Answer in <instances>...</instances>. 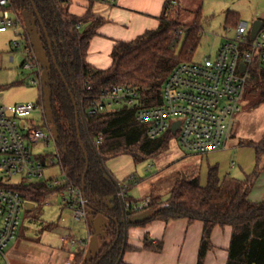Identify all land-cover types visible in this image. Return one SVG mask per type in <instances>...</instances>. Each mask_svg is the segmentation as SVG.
I'll return each instance as SVG.
<instances>
[{
    "label": "trees",
    "instance_id": "obj_1",
    "mask_svg": "<svg viewBox=\"0 0 264 264\" xmlns=\"http://www.w3.org/2000/svg\"><path fill=\"white\" fill-rule=\"evenodd\" d=\"M70 1L32 0L31 4L30 0H11L13 11H28L31 14L50 65L46 103L55 127V164L60 167L63 177L57 181L51 179L10 187L19 192L24 201L39 206L53 192H67L69 187L80 189L94 213L106 214L117 220V223L109 220L107 236L111 243L85 264H96L100 258L98 264H117L124 242L123 210L118 198L112 200L113 208L103 202L115 195L117 190L103 170L97 154L103 162L129 155L138 164L166 150L169 137L150 140L146 127L135 121V114L138 108L161 105V89L168 75L177 65L189 62L200 43L203 18L199 10L191 25L170 20L167 12L172 2L168 1L157 30L147 31L130 42H117L111 54V67L98 70L87 63V55L91 39L105 20L92 13L96 0H87L90 8L82 17L69 13ZM239 23L238 15L227 13L228 29H235ZM183 36L184 41L179 50ZM115 85L135 89L139 94V103L134 107L122 106L112 112L89 115L87 112L91 102L103 89ZM246 90L257 98L251 108L264 104V69L258 63L253 64L250 70ZM72 98L78 102L85 116V125L81 118L79 120L80 138ZM38 104L44 108L45 97L43 99L42 96ZM242 145L252 147L255 151L256 162L251 175L243 180L228 176L221 178L218 166H211L205 186L198 179L179 181L172 187L166 201L151 199L149 206L144 209L153 212L149 220L135 225L128 223V227L156 220L166 223L183 219L189 223L201 222L203 234L198 264H203L211 249L214 228L229 226L233 235L227 264H264V203H253L248 199L264 170V136L258 143L248 141L242 142ZM128 186L123 184L120 190H128ZM124 201H129L127 195ZM131 214L132 210L127 211V218ZM115 241V246L103 257ZM151 247L146 238L144 248ZM128 249L125 245V250ZM161 249L162 243H158L155 250Z\"/></svg>",
    "mask_w": 264,
    "mask_h": 264
},
{
    "label": "built area",
    "instance_id": "obj_2",
    "mask_svg": "<svg viewBox=\"0 0 264 264\" xmlns=\"http://www.w3.org/2000/svg\"><path fill=\"white\" fill-rule=\"evenodd\" d=\"M98 3L114 5L118 0H96ZM11 0H0V9L5 11L0 20V33L20 26L19 19L10 17ZM80 28V25L77 26ZM226 38L217 54L201 62L181 63L168 75L161 89V105L138 108L135 121L146 127L150 140L169 134L176 137L180 146L189 154L205 156L225 148L231 138L236 115L241 111V101L250 78L253 64L264 69V23L252 37L248 23L240 22ZM25 69L39 68L32 51L26 49ZM241 65L244 66L243 71ZM139 94L133 88L115 85L105 88L91 102L89 115L112 112L119 107H134L139 103ZM44 108L38 103L20 104L11 110L0 106V264H9L6 250L17 238L21 226L23 198L19 192L4 184V180L21 177L32 183L41 181L47 168L55 165V155H35L31 145L44 142V147L54 143L55 134L39 128L24 130L18 119L29 118ZM179 123L173 133L172 127ZM25 131V132H23ZM56 153V151H55ZM133 177L127 183L133 181ZM127 190H119L110 199H123ZM68 206L74 219H86L85 199L78 188L69 187L66 192ZM145 200L141 206L125 203L126 211L140 210L149 206ZM76 247L73 239H65Z\"/></svg>",
    "mask_w": 264,
    "mask_h": 264
},
{
    "label": "rangeland",
    "instance_id": "obj_3",
    "mask_svg": "<svg viewBox=\"0 0 264 264\" xmlns=\"http://www.w3.org/2000/svg\"><path fill=\"white\" fill-rule=\"evenodd\" d=\"M172 1L167 12V17L183 25H191L195 20L197 11L201 10L203 18L201 40L188 63L201 62L208 56L214 57L221 41L233 36V30L228 29L226 26L227 11L237 13L239 19L247 22L249 27L252 26L254 18L259 13L257 0ZM9 11L11 18L17 17L19 19L20 26L8 29L6 33H0V106L11 110L20 104H36L41 100L42 96L43 99L45 97L44 113L36 111L29 118L18 119V124L21 130L24 129L26 131L39 128L47 134L49 130L55 134V127L48 110V104L46 103V97L49 92L50 65L41 44L39 31L34 25V20L28 11L15 12L12 8ZM247 15L251 16L248 17ZM3 16L4 10L1 9L0 19ZM183 41L184 36L179 44V50L182 47ZM26 48L35 54L39 68L33 70L25 69ZM256 100L257 98L248 94L246 90L240 104L241 111L249 112L250 114L248 118L250 122H246V126L251 124L257 125L264 117V104L260 105L261 107L251 108L252 103ZM236 118L235 122L237 121ZM256 131L255 128H252L251 135L254 138H256ZM44 145V142L32 144L31 150L35 155L56 154L52 141L49 147H44ZM252 150L254 149L251 147L244 151L230 149L217 151L205 156L190 155L175 140L171 142L167 152L161 154L153 161H145L135 165L130 157L124 156L112 164H107L106 167L107 169H112V166L117 165L118 170L114 174L119 181L121 179L123 181L127 175L128 177L137 175L136 180L132 183L129 190H127L128 198L136 199L139 203H142L146 197H152L161 201V199L166 200L169 197L171 188L179 181L198 179L199 183L204 186L207 183L208 168L211 166H218L221 177L226 173L230 175L228 177H234L233 173H238L242 178L244 173H248L246 172V168L251 167L253 164L252 158L254 161V153ZM242 152L247 153L242 155ZM175 155H180V157H175ZM232 163L237 164L235 169L230 167ZM149 166H152L151 172L145 173ZM62 177L60 168L55 165L45 170L42 180L54 179L57 181L61 180ZM32 182L39 181L33 180ZM23 183H27V180H22L21 177L4 180V184L8 186H16ZM105 204L108 206L112 205L109 200H105ZM25 207L23 204L21 213V227L25 229L22 231L24 232V237L34 242H44L49 235L47 233L48 224L51 222L55 223L54 225L58 224V213L49 212L51 209L53 212H56L53 210L56 209L54 204L45 205L43 211L42 208L38 214L33 216L25 213ZM86 213L87 218L76 221L72 227L76 226L80 230L83 228L85 232L88 223L92 230L91 236L94 238L91 237L90 239L86 256L94 257L97 243L101 242L99 236L102 239L105 238L108 220L103 215L94 218L90 215L89 209H87ZM72 217L74 219V214ZM60 226L62 227L63 223ZM103 241L105 243L106 240Z\"/></svg>",
    "mask_w": 264,
    "mask_h": 264
},
{
    "label": "crops",
    "instance_id": "obj_4",
    "mask_svg": "<svg viewBox=\"0 0 264 264\" xmlns=\"http://www.w3.org/2000/svg\"><path fill=\"white\" fill-rule=\"evenodd\" d=\"M168 1L173 2L172 0H118L114 5H107L97 2L94 6H92V13L96 17L105 20V22L97 28L96 35L90 41L87 63L98 70L109 69L112 65L111 54L115 44L117 42H130L143 35L147 31L157 30L160 24V18L165 12V4ZM181 1L182 0H180V2ZM257 1L259 13L254 18V22L261 21L264 23V0ZM89 8L90 3L87 0H71L68 5L69 13L77 17L84 16ZM228 12L231 11H227L226 15ZM231 13L238 15L235 12ZM247 16L249 17L251 15ZM240 22L245 21L240 20ZM224 42L225 39L219 44L215 55ZM249 115V112L247 113L242 111L236 115L237 118H235L237 121L234 122L232 136L227 141L225 148L221 151L230 149H240V151H244L245 149L251 147L243 146L242 142L252 141L254 143H258L262 140L264 136V117L261 121H259V123H257V125L251 124L246 126V122H250L248 119ZM252 128H255V131L257 130L255 132L256 138L252 137L251 135ZM167 136L169 138L167 140L168 145L166 150L153 158L147 159L146 161H153L161 154L167 152L172 141L176 140L178 142L176 137H172L169 134H166L161 138H166ZM252 151L254 155H251H253L254 161L252 158L253 164L251 167L246 168V172L248 173H244L242 178L238 173H233L235 179L243 180L246 176L252 174L256 162L255 151ZM242 153V155H244L247 152ZM124 156L130 157L135 165L140 164L135 163L131 156L122 155L104 162L105 167L107 164H112ZM175 157H180V155H175ZM230 167L235 169L237 164L232 163ZM111 168L112 169H107L106 167L111 178L108 175L107 176L115 185L117 192H119L118 189L120 190L121 185L127 183V180L130 177L134 178L132 182L128 183L129 190L132 183H134L136 180L137 175H132L130 177L127 175L123 181L122 179L119 181L114 174V172L118 170L117 165L112 166ZM151 170L152 166H149L145 173H150ZM226 176L230 175L226 173L223 177H220L224 178ZM42 181L44 180L39 182ZM147 199L151 200L154 198L146 197L145 200ZM248 199L253 203H264V170L256 180ZM105 200H109L112 204V199H110V197L104 199V204ZM166 200L161 199L162 202ZM124 203L126 202L124 201ZM127 203L133 204L135 206L142 205V203H139L138 200H134L132 198H129ZM23 204L24 207L26 206L25 213L31 216L38 214L45 205L54 204L56 209L53 210L56 212H53L52 209L49 210V212L56 214L58 213V224L54 225L55 223L53 222L48 224L49 226L47 233H49V235L47 236V240L44 242H34L25 238L24 232H22L25 229L20 226L17 238L9 245L5 252L6 259L9 264H85L86 262L94 259L101 252L104 246L111 243V239L107 236L110 222L109 219L103 215L108 220L105 230V238L102 239V237L99 236L101 242L97 243L94 257L86 256V250H88V244L90 243V239L92 237V230L88 223L85 232L83 228L80 230L79 228L77 229L76 226L72 227L76 220L74 221L72 217V209L68 206L66 192L64 191L53 192L49 194L45 199V202L40 206L28 201H24ZM108 207L113 208V205ZM87 209H89L90 215H92L94 218L102 215L94 213L89 205L86 206L85 210L87 211ZM144 209L145 208L140 210H132V214L127 218L128 223L135 225L149 220L152 217L153 212L151 210ZM43 210L44 208L42 211ZM61 223H63L62 227L60 226ZM202 234L203 224L201 222L189 223L188 220L184 219L170 221L168 223L156 220L145 225L128 227L126 246L129 249L125 250L122 264H198V255ZM232 235L233 230L229 226L215 227L211 235V249L207 252L203 264H227ZM66 238L75 240L78 243L77 246L71 247L65 242ZM146 238H148L151 243L152 247L150 249L144 248V241ZM103 240H106L105 243ZM158 243H162V249L160 251L155 250Z\"/></svg>",
    "mask_w": 264,
    "mask_h": 264
},
{
    "label": "water",
    "instance_id": "obj_5",
    "mask_svg": "<svg viewBox=\"0 0 264 264\" xmlns=\"http://www.w3.org/2000/svg\"><path fill=\"white\" fill-rule=\"evenodd\" d=\"M30 2H31V4H33L32 3V0H30ZM34 12H35V14H36V16H37V18H38V20L40 22V25L43 27V24L41 22V19H40L39 15H38V12L36 11V9H34ZM261 26H262V22L261 21H255L252 24V26H251V34H252V37H255L256 33L261 28ZM45 36L47 38L46 33H45ZM48 44H49V47L51 48V45H50V42L49 41H48ZM54 65H55V62H54ZM243 69H244V66L241 65V70L243 71ZM72 100H73V103H74V108L76 110V123H77V129H78V137L80 138V133H79V128H80V126H79V120L81 118L83 124L85 125V116H84L83 110L79 107L78 102H76L73 98H72ZM178 126H179V123H176V124L173 125V127H172L173 133L176 132V130L178 129ZM90 143H91L92 146H94L92 141H90ZM81 148L83 149V146H81ZM85 158H86V161H88V157H87V154L86 153H85ZM97 158H98V161L100 162L103 170L105 171V173L111 178V176L108 174L107 169H106V167L104 165V162L101 159V156L99 154H97ZM87 171H88V167L86 168L85 176L87 174ZM83 189H84V182H83ZM118 191H119V189H118ZM120 204H121V208L123 210L124 242H123L122 253H121V256H120L117 264H120L121 261H122V259H123V256H124V253H125V245H126V242H127V232H128V220H127V215H126L125 203H124V200L123 199H120ZM105 216L109 220H112L114 223H117V220L111 219L106 214H105ZM115 244H116V241L111 246V248L103 255V257L107 256V254L109 253V251H111V249L115 246ZM101 259L102 258H100L96 264H98L101 261Z\"/></svg>",
    "mask_w": 264,
    "mask_h": 264
}]
</instances>
